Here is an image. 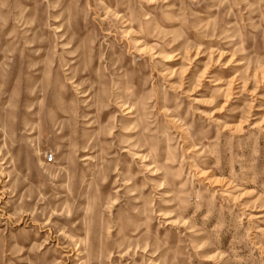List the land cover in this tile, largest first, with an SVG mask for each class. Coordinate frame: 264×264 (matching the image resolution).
<instances>
[{
    "label": "rangeland",
    "instance_id": "1",
    "mask_svg": "<svg viewBox=\"0 0 264 264\" xmlns=\"http://www.w3.org/2000/svg\"><path fill=\"white\" fill-rule=\"evenodd\" d=\"M0 264H264V0H0Z\"/></svg>",
    "mask_w": 264,
    "mask_h": 264
},
{
    "label": "built area",
    "instance_id": "2",
    "mask_svg": "<svg viewBox=\"0 0 264 264\" xmlns=\"http://www.w3.org/2000/svg\"><path fill=\"white\" fill-rule=\"evenodd\" d=\"M49 160H52V157L50 156Z\"/></svg>",
    "mask_w": 264,
    "mask_h": 264
}]
</instances>
